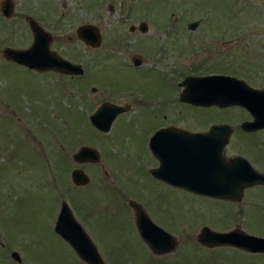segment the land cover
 <instances>
[{
    "label": "rangeland",
    "instance_id": "obj_1",
    "mask_svg": "<svg viewBox=\"0 0 264 264\" xmlns=\"http://www.w3.org/2000/svg\"><path fill=\"white\" fill-rule=\"evenodd\" d=\"M13 1V17L6 20L0 15V232L5 245H0V264H19L11 257L13 252L21 255L20 264H85L55 232L63 199L71 200L77 217L86 221L107 264H264V254L232 247L209 249L197 240L203 227L223 233L239 227L264 238V187L247 189L237 204L170 190L151 177L148 142L157 127L147 118L157 108L156 91L165 93V86L158 85L152 73L134 72L123 57L129 60L140 47L129 31L143 21L140 10L147 11L149 5L141 0ZM160 1L171 5L168 17L172 19H160L167 27L165 32L190 31L188 25L198 19L201 24L195 32L228 33L225 40L240 31L249 32L246 50L228 45L223 51L231 57V68L237 62L232 57L237 55L253 71L249 84L264 89V0ZM111 2L115 12L109 10ZM157 3L162 2L151 4L154 11ZM46 6L51 8L49 18ZM28 16L53 36L51 49L64 59L89 63L92 55L78 44L76 36L85 23H97L107 47L115 55L120 51L121 58L88 69V75L74 79L81 83L63 74L30 71L10 63L4 57L5 48L28 49L33 42ZM159 39L152 40L154 45L164 43V38ZM175 61L163 64L170 67ZM153 65L150 62L147 67ZM89 83L107 87L92 93V87L97 86ZM177 91L176 118L168 120L190 131L228 124L234 138H230L226 156L251 155L253 167L264 173V132L244 142L236 131L240 122L249 118L245 110L182 105L179 97L183 89ZM133 92L151 94L144 112L128 114L116 121L109 135H98L90 116L106 101L131 103L127 95ZM82 147L99 150L100 165L75 163L74 155ZM79 168L91 178L87 187L77 188L71 181L72 171ZM131 200L139 202L155 223L176 239L173 253L152 254L137 230Z\"/></svg>",
    "mask_w": 264,
    "mask_h": 264
},
{
    "label": "water",
    "instance_id": "obj_2",
    "mask_svg": "<svg viewBox=\"0 0 264 264\" xmlns=\"http://www.w3.org/2000/svg\"><path fill=\"white\" fill-rule=\"evenodd\" d=\"M4 17L11 19L15 11L12 0H5L1 6ZM33 34V43L28 49L6 48L3 52L7 61L24 66L32 71H54L67 75H83L80 65L64 60L51 50L53 38L34 19H28ZM199 22L190 25L191 30L197 29ZM99 29L94 26H83L78 37L86 44L99 46ZM180 101L195 107H233L245 108L254 118L253 122L242 125L246 132H257L264 129V89H254L242 81L231 77L213 76L201 80H189ZM128 108L105 104L95 115L91 116L92 124L99 130L109 131L115 117L126 112ZM112 111L110 116L109 112ZM115 116V117H114ZM171 132L175 138L165 146H160L164 157L161 162V174L152 170L154 176L172 186L190 193L231 202H241L245 190L257 185L264 186V174L254 170L250 162L242 157L228 158L225 154L233 129L227 124L211 127L207 134L190 133L180 128L170 127L159 131L151 141V149L157 154L156 142L161 134ZM166 149V150H165ZM157 150V151H156ZM166 151V152H164ZM168 157L166 160L165 157ZM172 157V158H171ZM78 164L85 162L99 163L100 153L90 147H82L75 155ZM75 186H86L90 177L82 170L72 173ZM130 206L135 210L137 228L142 240L155 256L173 253L178 246L176 239L164 229L157 226L148 216L143 207L134 202ZM56 233L68 243L78 257L86 264H106L100 251L76 219L67 203H63L55 226ZM2 237L0 233V243ZM198 243L206 248L232 247L247 253L264 254V238L252 236L239 227L221 233L203 227L197 236ZM12 258L21 262L19 253L14 252Z\"/></svg>",
    "mask_w": 264,
    "mask_h": 264
},
{
    "label": "flooded vegetation",
    "instance_id": "obj_3",
    "mask_svg": "<svg viewBox=\"0 0 264 264\" xmlns=\"http://www.w3.org/2000/svg\"><path fill=\"white\" fill-rule=\"evenodd\" d=\"M123 1L125 2L126 0H122V3ZM141 1L143 5H149V8L147 11L140 10V12L143 15V18H142L143 21L139 23L138 27H135V26L131 27L129 31L131 35L129 37L133 38V40L135 41L136 40L139 41L140 47L137 49V51L132 53L129 60L125 56L123 57L125 59V62H127V64L131 68H133L134 72L144 71V73L146 72L152 73L154 75V79L158 80V85L165 86V88L163 89L165 93L161 94L160 91L159 92L156 91L155 98L156 100L158 99L159 102L157 104V108L154 110V115L147 118L148 121H153V123L155 122L154 125H156L157 127L154 136L159 131L168 129L170 127L179 128L176 126L175 121H170L168 119L176 118V114H175L176 108L175 107L177 106V102H178L177 89L178 88L184 89L183 87L188 85V82H190L189 80H201V79H205V78H209L213 76H224V77H231V78H235L237 80L243 81L245 84L252 87L249 84V80H252L250 76V74L253 73L252 69L249 68L247 64L240 61L237 55L236 56L233 55L232 57V60H234L235 62V60L237 59V62H235L236 64L234 63L235 67L231 68L232 66L231 57L230 55L227 57V54H225L223 51L228 45H233L232 47L237 46L236 49L246 50L247 48L245 49V47L250 46L249 43L247 42L244 43L247 40V37L245 36L250 35L249 32L240 31L236 33V35L233 36L232 38L227 39L229 40L227 41L225 40V36L228 33L195 32L194 30H191L190 25L195 22H199V25H200L201 24L200 19L191 21V23L188 25V29L190 31L177 32V31L170 30V31L165 32V29L167 27L163 21H160V19H164V20L172 19L171 16L168 17L169 13L171 12V7H170L171 5L167 1L165 2V1H160V0H141ZM2 2H0V15H2V10H1ZM156 2H162V3H157L156 4L157 9L154 11L152 9L151 4L156 3ZM113 4L114 3L111 2L109 6V10L111 12H115L114 10L117 9L115 5ZM50 9L51 8H49L48 10V6H46L45 13L47 14L46 16L47 18L51 16ZM122 13L126 14L125 10L122 9ZM156 13H161V15L156 16ZM29 18L30 17L28 16L27 19ZM176 21H177V18L175 19V23ZM27 22L29 25V21ZM96 25L98 24L97 23H92V24L85 23L83 25H80L78 29L76 30V36L79 41L78 44H80V46L86 47V51H88L92 55V57L87 60L89 63H85L83 60H80L81 63L79 64L78 62H73L70 60L73 63L81 65V67L84 69V75L82 76L65 75L69 77L71 81L73 82L76 81L74 79L83 78L86 75H88L90 73V70L88 69L92 68L93 66L97 68V65L100 66L101 64L108 62L110 60L111 62H117V58L120 57V54H122L120 51L117 52V55L112 53L114 50L110 49V47H107V39L105 37V34L101 32V30ZM83 26H94L99 29V33L97 34L96 32L94 33L96 36H98V34L100 35L99 46L88 45L78 37V31ZM171 27H174L176 29V26H171ZM198 28L199 26L197 27V29ZM149 37H155L156 39L149 38ZM159 37L162 40L164 38V43L160 44V46H156L154 45L155 41H152V40L159 41L160 40ZM72 39H73L72 37L69 38V40H72ZM206 40H211L212 42L209 43ZM112 55H114V57H112ZM120 58L118 59L120 60ZM169 59H175L176 60L175 64H173V66H170V67L164 66L163 63ZM150 62L153 63L154 65L152 67H147ZM221 65L223 67H221ZM110 69H113L112 66L110 67ZM76 82L81 83L80 81L79 82L76 81ZM91 85L97 86V87H92V90H91L92 93L98 92L99 88L107 87V86L99 87L96 83H89V86ZM150 96L151 94L145 93V92H142L141 94L140 93L136 94L133 92L127 95V97H131V103L119 104V103H110L109 101L103 102L101 105H105V104L116 105L122 108L124 107L128 108V110L122 114L117 115L116 117L114 116L115 119L109 131H102L95 127L93 128L95 129L97 134L100 136L109 135V133L112 131L114 127V124L116 123L118 119L126 117L128 114H133L137 111H140V113L144 112L146 103H148V101L151 99ZM182 105H189V104L182 103ZM112 113H113L112 111L109 112L110 116L112 115ZM247 114L249 118L246 120H242L240 122V126H242V124L245 123L246 121L250 122L253 120L248 112ZM161 119H164L166 121L164 125H161L159 123ZM180 129L186 130L190 133H200V134H207L211 131V127L208 129L205 128V129H199V130H193V131L192 130L190 131L184 128H180ZM236 131L238 132L240 131L241 135L239 136V138L242 139L244 142L253 141L256 138L257 134L264 132V130H260L258 132L249 133V132L244 131L242 127L236 128ZM152 138L148 142V148H149V152L152 158L151 171L157 170V174H161L162 176V174L164 173H162V170H161V162L164 157L161 154L162 152L160 151V146L163 147L167 145L169 142L171 143L172 140H174L175 138L172 136L171 132L170 133L166 132L164 134H161V137H159L158 141L156 142V145H157L156 147H158V151L156 150L157 154H154L151 149ZM230 138L232 140L234 138V134ZM250 153L251 152L249 151V154ZM168 157L169 156L165 157L166 160H168ZM228 157H231V156H228ZM234 157H243L247 159L250 163L253 160L251 155L249 156L246 155L245 157L244 154H239V155H235ZM102 161H103V158H102ZM84 164H90V165L97 166V165H100V162L99 163L85 162ZM251 164H254V163L252 162ZM105 174L108 176L107 172H105ZM150 174L153 180L157 184L165 188H169L170 190L174 189V190H180L183 192H187L186 190L177 188L175 186H172L164 182L161 177L154 176L152 173ZM187 193H190V192H187ZM64 201L65 199L62 200L61 206ZM239 203L240 202H238L237 204ZM132 210H133V214L135 218V211L133 208ZM78 220L87 230L86 221L80 216ZM21 263H22V258H21Z\"/></svg>",
    "mask_w": 264,
    "mask_h": 264
}]
</instances>
